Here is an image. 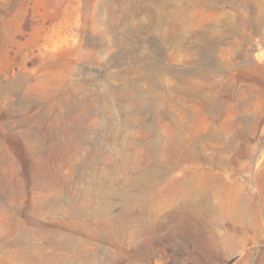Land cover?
<instances>
[{"label":"rangeland","instance_id":"obj_1","mask_svg":"<svg viewBox=\"0 0 264 264\" xmlns=\"http://www.w3.org/2000/svg\"><path fill=\"white\" fill-rule=\"evenodd\" d=\"M0 264H264V0H0Z\"/></svg>","mask_w":264,"mask_h":264}]
</instances>
